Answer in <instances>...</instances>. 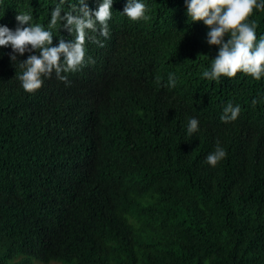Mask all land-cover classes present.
I'll use <instances>...</instances> for the list:
<instances>
[{"label": "trees", "instance_id": "obj_1", "mask_svg": "<svg viewBox=\"0 0 264 264\" xmlns=\"http://www.w3.org/2000/svg\"><path fill=\"white\" fill-rule=\"evenodd\" d=\"M55 2L0 0V24L32 9L47 26ZM125 3L68 83L26 92L0 47V264H264V78H202L217 48L184 0H146L138 21ZM249 19L264 35V10Z\"/></svg>", "mask_w": 264, "mask_h": 264}, {"label": "clouds", "instance_id": "obj_2", "mask_svg": "<svg viewBox=\"0 0 264 264\" xmlns=\"http://www.w3.org/2000/svg\"><path fill=\"white\" fill-rule=\"evenodd\" d=\"M113 2L99 0L97 7L90 9L87 0H56L47 26L33 23L32 9L17 13L14 29L0 24V47L11 48L9 60L21 69L18 77L21 87L26 92H35L53 73L68 83L62 73L76 72L85 65L86 42L91 39L99 44L109 39ZM184 5L191 23L202 22L207 27V44L217 48L214 58L205 55L211 64L202 67V78L218 81L222 76L235 77L238 72L255 80L264 78V35L257 37V23L249 19L254 10H264V0H184ZM147 11L146 0H126L121 14L131 21L147 20ZM59 29L61 37L57 40ZM66 30L74 38H62ZM25 53L26 59H17ZM175 83L174 75L170 74L168 86L174 87ZM240 112L239 104L227 103L220 119L225 123L234 121ZM198 130V119L189 118L187 133L192 135ZM226 156V149L217 144L206 162L215 167Z\"/></svg>", "mask_w": 264, "mask_h": 264}, {"label": "rangeland", "instance_id": "obj_3", "mask_svg": "<svg viewBox=\"0 0 264 264\" xmlns=\"http://www.w3.org/2000/svg\"><path fill=\"white\" fill-rule=\"evenodd\" d=\"M50 264H60L59 262H54V263H50Z\"/></svg>", "mask_w": 264, "mask_h": 264}]
</instances>
